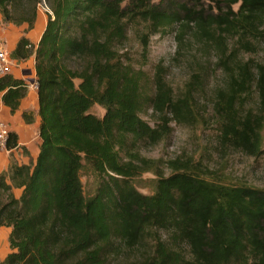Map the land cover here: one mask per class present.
Segmentation results:
<instances>
[{
  "label": "trees",
  "instance_id": "16d2710c",
  "mask_svg": "<svg viewBox=\"0 0 264 264\" xmlns=\"http://www.w3.org/2000/svg\"><path fill=\"white\" fill-rule=\"evenodd\" d=\"M42 1L48 10L36 46L23 34L10 52L12 59L34 57L40 143L35 160L11 158L0 173V227L10 228V252L0 264H108L110 256L147 243L120 264H264V189L208 180L190 158L170 160V174L160 173L140 147L167 135L171 120H190L189 90L173 96L157 72L150 94L145 71L120 48L141 24L145 47L148 34L177 28L180 39L194 25L197 39L215 44L229 77L213 102L219 143L258 156L264 64L230 65L227 39L238 35L243 44L246 34H261L264 0H208L215 13L197 0H0L3 22L32 29ZM27 86L11 73L0 75L11 113ZM251 87L258 110L241 112L237 100ZM93 104L103 107L101 117L88 112ZM147 107L158 114L157 127L141 118ZM22 115L31 122L30 112ZM16 139L9 131L7 151ZM82 161L99 177L89 197L79 177ZM147 171L156 175L152 194L132 183Z\"/></svg>",
  "mask_w": 264,
  "mask_h": 264
},
{
  "label": "rangeland",
  "instance_id": "374dc122",
  "mask_svg": "<svg viewBox=\"0 0 264 264\" xmlns=\"http://www.w3.org/2000/svg\"><path fill=\"white\" fill-rule=\"evenodd\" d=\"M197 1L199 6L212 8V12H216V8H213L208 0ZM237 6L238 4L234 5V11ZM39 9L40 14L45 13L41 7ZM14 26L20 29L21 25ZM146 29L144 24L136 30L131 29L127 40L120 47L122 52L126 53V57L136 69L141 67L145 71L148 78L146 91L150 94L154 92L152 79L157 72L162 74L173 96H179L189 90L191 118L180 123L171 120L168 123V134L155 144H143L140 147L141 154L155 160L160 173L165 175L171 172L168 166L170 160L190 158L200 163L202 175L208 180L232 186L246 185L264 189V120L260 144L263 152L258 156L249 155L242 150L219 143L216 130L218 119L214 115L213 102L218 89L227 86L229 77L227 72L217 64L218 54L215 44L212 41L197 39L196 27L191 25L180 39L177 38V28L148 34L145 38L147 41L145 47L141 35ZM259 31L261 32L259 35L246 34L242 37L243 44L238 42L236 38L238 35L227 39L228 51L234 52V56L231 55L228 59L230 65L235 66V61L239 63L248 61L251 66L256 63L264 64V20L260 23ZM32 39L35 38L32 37ZM245 41L249 44H245ZM28 58L30 60L26 62V67L29 66V71L25 79L32 89L35 74L32 71V58ZM16 64L17 62L13 61V67ZM237 102L241 112L249 109L257 111L258 94L254 87H251L250 92L242 95ZM88 112L101 117L104 109L98 104H93ZM140 116L151 127H157L160 120L158 114L150 107L145 108ZM11 158L13 157L9 156L10 160ZM79 177L85 197L93 195L99 177L85 161H82ZM155 179L154 172L147 171L135 177L132 183L139 192L152 194ZM16 193L19 195V192ZM0 231H4V227H0ZM7 235L8 233H5V238ZM145 249H148V243L146 248L136 247L130 251L124 249L121 255L110 256L108 264L127 263L140 256Z\"/></svg>",
  "mask_w": 264,
  "mask_h": 264
},
{
  "label": "crops",
  "instance_id": "0c3cea01",
  "mask_svg": "<svg viewBox=\"0 0 264 264\" xmlns=\"http://www.w3.org/2000/svg\"><path fill=\"white\" fill-rule=\"evenodd\" d=\"M39 10L34 27L26 32L24 31L26 24L21 25L20 29H18L11 23L3 22L0 14V42L9 52H11V50L15 47L19 37L23 34L30 39L33 48L36 46L46 22V14H40ZM32 37L35 39L33 40ZM30 57L32 58V71L34 72V57L32 55ZM29 60L30 58L13 59V61L17 62V64L12 67V71L10 73L14 77L26 80L25 78H27V72L29 71V66L26 67V62ZM23 112L31 113V122L25 121L22 115ZM0 119L6 122L9 130L13 131L17 136V147L13 148L10 152L0 150L1 173L7 170L10 162V155H12V157L19 163H28L31 160H35L38 153V146L40 143L38 126L40 117L38 116L36 89H31L30 85L27 86V93L21 99L19 107L14 113H11L9 108L2 103L0 95ZM13 192L16 196H18L16 192H19L20 194V189H13ZM5 233H8L9 235V227H4V231H0V260L4 259L6 254L10 252L8 235L7 238H5Z\"/></svg>",
  "mask_w": 264,
  "mask_h": 264
},
{
  "label": "built area",
  "instance_id": "2783aa9c",
  "mask_svg": "<svg viewBox=\"0 0 264 264\" xmlns=\"http://www.w3.org/2000/svg\"><path fill=\"white\" fill-rule=\"evenodd\" d=\"M40 7L47 11L48 7L46 6L45 2L42 1ZM30 47V45H28ZM13 67V59L10 57V52L3 46L0 42V75H4L10 73ZM34 88H36V81L33 82ZM9 128L2 119H0V150H6V143L8 140L9 135Z\"/></svg>",
  "mask_w": 264,
  "mask_h": 264
}]
</instances>
